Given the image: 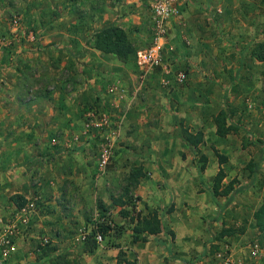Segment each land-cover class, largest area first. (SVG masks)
Here are the masks:
<instances>
[{
  "label": "crops",
  "instance_id": "obj_1",
  "mask_svg": "<svg viewBox=\"0 0 264 264\" xmlns=\"http://www.w3.org/2000/svg\"><path fill=\"white\" fill-rule=\"evenodd\" d=\"M151 2L52 0L51 11L55 19L50 32L41 36L43 40L18 45L14 42V45L9 43L6 47L0 45V195L14 192L30 198L39 190V186H33L31 177L39 174L40 153L45 155V160H55L50 172L56 171L57 175L65 165V159H68L69 170L66 173L70 174L73 184L70 189H66L73 193L80 192L82 188L78 185L82 183L88 188L90 185L86 183L90 177L87 176L93 175L97 167L96 159L90 153L94 133L84 132L85 107L96 102L101 110L115 113L131 109L126 112L125 118L116 120L122 136L119 156L129 155L141 159L137 164L152 174L150 185H140L136 190L142 197L137 207L140 209L141 206L143 214L161 207V216L163 213L168 216L162 218V231L157 234L143 233L146 239L135 241L134 223L130 218H110L111 226L120 228L126 224V228L116 229L118 232L111 228L102 236L101 241L97 240L95 246L91 239L87 241L89 234L84 232L82 238L86 241L80 243L79 247L73 241L79 239L76 233L72 235L68 232L64 235L61 233L63 230L57 227L56 232L51 233L52 237L49 235L53 242L41 254L39 264L50 263L52 245L57 246L59 255L67 252L68 257H77V262L72 264H217L218 253L224 243L230 244L238 264H264V245L261 246L259 256L253 258L246 248H238L244 236H237L238 240L237 237L226 236V232L225 235L218 232L220 225L228 226L230 218H225L223 223L222 218H188V209L181 207L185 206L182 199L187 198L185 187L191 186L195 191L204 188L212 196L208 190H212L211 179L219 170V164L213 167L215 161L204 151L209 162L202 169L196 147L190 146L181 135L171 133V137L161 139L162 142L155 137L157 126H169L171 132H178L183 121V117L179 123L176 120L179 107L187 111L184 126L190 125L197 131H203V144L206 145L210 144L209 135L219 137L214 117L223 107L230 111L229 123L239 120L241 107L234 108L226 101L229 96L234 98V85L240 75L243 74L245 78L252 72L255 77L264 72V61L250 53L251 47L264 41V0H181V16L172 21L168 41L169 48H172L166 55L168 64L172 66L169 77L175 78V73L191 63H197L200 67L206 64L209 70H218L217 75H211L215 81H224L225 77L234 73L230 84L222 82L221 90L219 82L216 83V89L214 83L210 84L211 87L208 84L204 86L211 90V102L190 107L189 110L182 105L172 110L166 104L155 106L136 100L131 108V104H127L131 97L120 103L117 110L112 106V95L107 93L110 90L106 89L118 84V81H127L133 85L135 80L140 81L134 71L137 67L136 57L133 55L129 62H122L116 54L102 52L94 47V34L105 25L116 24L127 31L136 49L147 47L153 38ZM44 13L39 8V16ZM39 26L42 24L39 23ZM222 63L228 64V72H222L226 68L220 69ZM237 63L240 65L231 72L232 64ZM64 70L70 73L65 74ZM157 79L158 73L154 72L149 83L155 86ZM105 95L107 99L104 100L107 102L102 104L100 98ZM156 109L164 112L166 123L159 120L161 115H155ZM246 117V124L236 123L241 130L254 127L258 133H264L263 117L258 120L255 115ZM57 130H63L64 133L60 137L55 136ZM246 132L256 141L257 137L252 136V130ZM261 138L264 139V136ZM53 139V143L64 139L69 148H63V144L53 148ZM124 142L127 147L122 145ZM260 153L261 146L258 159ZM261 166H264V161ZM160 170L174 176L168 186L155 184L159 180ZM57 180L61 181L59 177ZM229 196H223L227 197L224 207L230 205ZM76 203V208L82 207L79 202ZM166 203L173 206L166 210ZM187 205L190 206L189 203ZM0 206H3L1 201ZM208 207L212 209V206ZM18 240L20 250L16 254L20 259L25 254V241L19 236ZM14 260L13 256L9 264H16L11 262Z\"/></svg>",
  "mask_w": 264,
  "mask_h": 264
},
{
  "label": "rangeland",
  "instance_id": "obj_2",
  "mask_svg": "<svg viewBox=\"0 0 264 264\" xmlns=\"http://www.w3.org/2000/svg\"><path fill=\"white\" fill-rule=\"evenodd\" d=\"M39 8L41 11L45 12L44 14H41V16H39ZM51 8L52 0H0V45L6 47L9 43L14 45L15 42V44L18 45L19 43H30L31 41L36 40L39 43V41L43 40V37L41 36L50 32L49 29H51V24L54 22L53 20L55 19V16L52 14ZM16 18L19 20L17 25H15ZM39 23H41L42 26H39ZM39 37L42 39H39ZM253 47H251V54ZM171 49L172 48H169L167 44L164 66L148 70L146 79L142 84H140V81L137 82V80H135V85L127 83V81H118L120 87L124 86L129 91L125 98L121 100V98L115 94L116 92H107L113 97L112 106L114 109H119L120 103H123L125 99H130L132 97V99L127 102V104H131V108L133 107V104L136 103L135 101L138 100L141 101V103L153 104L155 106H158L159 104H166L172 108V110H176L177 106L179 107L182 105L184 109L186 107L189 110L190 107L195 108V106H199L205 102H211L209 96V92L211 90L205 88V85L208 84L210 86V84L214 83L216 89L217 82H219L220 85L222 82L225 85L232 82L234 73H231L229 77H225V82L221 80L215 81L211 75H217L218 70H209L208 67H206V64L200 67L197 63L184 65L186 67L184 68L186 79L183 83H179L177 79H175L176 76L175 78H172L174 79L172 80L169 77L170 73H167V69L165 68V66H170L166 55ZM224 50H226V48ZM17 54H20V52H17ZM239 65L240 63L235 65L232 64L231 72ZM227 66V63H222L219 67L220 69L226 67L222 71L224 73L229 71ZM137 67L134 71L137 72L136 74L140 80L141 71L138 65ZM251 68L253 67L251 66ZM64 72L65 74L70 73L67 70H64ZM154 72L158 73V79L156 81V85L152 86V83L150 84L149 80L151 79V74ZM243 77V74L240 75L239 81L234 85V98L229 96V100L226 101L234 106V108L241 107V112L238 114L239 120L236 121V123L239 124H246L244 120H246L247 117L245 118V115L251 117L255 115L257 120L260 117L264 118V72L260 76L257 75L255 77H253L251 72V74L245 78ZM243 81H245V84ZM113 85L110 86L112 87ZM221 88L222 85L220 86V90ZM108 89L110 90V88H107L106 90ZM107 96L105 95V97L100 98V102L102 101V104H106L107 101L104 99H107ZM93 100L94 98H92V101ZM179 108L180 111L178 110L176 120L179 123V119L183 117V121H181L182 125H178V132H171L169 126L162 128L161 126H157V132L156 135H154L160 142H162L161 139L167 140V138L171 137V133H173V135H181L183 137V132L186 129L193 133L199 132L190 125H187V127L184 126L183 123L184 118L186 119L187 115L185 113H187V111L181 110V107ZM88 110H95L96 120L100 123V125H88L89 119L86 117L84 126L86 129L84 132L86 134L89 132L94 133V143L92 142V149L90 150V153L92 152L96 159L97 168L93 175L87 176L88 178L90 177V179L86 184H89L90 186L85 188V184L82 183L78 185V187L82 188L80 192L73 193L72 190L69 191L68 189H70L73 184L71 181L73 179H71L68 172L66 173V171L69 170L68 159H65L66 163L62 169L59 170L60 174L57 175L58 173H56V171L50 172L51 168H53V164L56 163L55 160L52 162L45 160V158H43L45 155L40 153L39 174H34L31 177L33 186H39V190H36L30 198L15 193L18 196L26 198V203L29 201L36 202V206L27 214H22L20 210L26 205V203L21 207L17 206L11 198V196L14 195V192L4 193L2 196L0 195V201L3 205L0 206V264H9L10 259H12L13 256L15 257V260L11 262H16V264H39L41 254L46 252L44 250L48 249L53 242V239H50L49 235L52 237V234H54L57 227L63 230L61 233H64V235L68 232L72 235L76 233V235H74L78 236L79 239L75 238L73 241L79 245L80 243L83 244L86 241V239L82 238V234L84 232H88L87 234L90 232L92 233L94 225L100 222L101 218H107L108 220H111L110 218H125L120 212L122 209H128L129 207L131 208L130 210H133V215L137 216L138 213L143 214L141 206L140 209L137 207L138 204H141L142 197L136 193V190H138L140 185H150L152 174H149L148 171H145L143 168L144 176L140 177V182L137 186L129 185L130 191L127 192L126 190L127 185L129 184V175L133 168L140 166L137 163H139L141 159L132 158L129 157V155L126 157L119 156L122 136L120 132L121 127L119 126V122L116 124V120L119 121L120 118H125L126 112L131 109L125 110V112L117 111V113H115V111L101 110L99 108V103L93 102L85 107V112ZM228 110L229 109L223 107V111L227 112V126L232 128L231 131L225 136H221L217 133V125L215 123L217 114L214 117V123L216 133L219 137L209 135L208 141L210 144H203L205 141V133L202 131L204 133V140L198 145V147H196V152H198V160L201 165H207L209 162V157L204 151L209 153L215 161V165H213V167H217L219 164V170L220 168H223L226 172V177L222 182V186H232V190L234 191L244 187L249 182L254 180V172L252 171V168L254 167L253 164L257 162L256 160H258L260 150V144L259 142L257 143V141H264V139L261 138L264 136V133H258L257 129H254V127H244L243 130H241V127H239L238 124L233 122L229 123L228 118L230 111ZM154 113L157 116L161 115L159 120L166 123V116H163L164 112L156 109V112ZM105 117L108 119L105 120ZM170 120L173 119L170 118ZM158 122L160 123V121ZM245 130H252L254 132L252 136L255 135L257 137L256 141H253L251 139V135H248ZM62 132L63 130H57L55 136L59 135L60 137ZM84 132L83 134H85ZM229 134H232V136L229 137ZM240 140H242V142H240ZM53 141L54 139L51 140L53 148L58 147L60 144H63L62 146L63 148L65 147V149L66 147L69 148L65 145L64 139L61 142L53 143ZM215 141H217L216 145L214 144ZM103 143H109L112 145V155L107 166L103 171H101L99 168V161L101 158ZM125 144V142L122 143L124 147H127L128 145L125 146ZM200 146H202L203 149ZM40 147L41 145L39 146V149ZM124 150L127 152L126 148H124ZM203 155L207 156V160H204ZM220 155L227 156L228 160L221 162ZM60 161L62 160L60 159ZM154 162H157V160ZM219 170L215 172L213 178L211 179L212 187ZM57 177L61 179L60 182L57 180ZM173 177V175L164 173L160 170V174L158 176L159 180H156L155 184L168 186L170 182H173ZM185 190L187 192V198L195 197V200H188L187 198L182 199V203L185 204V206L182 205L181 207L183 209H188V218H222L221 223L225 221V218H230L228 226L220 225L218 232H222L221 234L223 235L227 233L228 235L226 234V236L231 237L241 235L244 236L240 241L241 244L238 248H246L248 252L251 251V246L255 243H258L260 247L262 246L260 243V232L254 219V212L264 200V166H261L258 169L254 183L244 190L245 192L237 193L230 201V205L226 207H224V204L227 197L218 196L216 198L214 197L215 199L212 200L213 195H209L204 188L200 191H195L190 186L189 188L185 187ZM208 191L210 194L212 193V190ZM74 194L76 195L73 196ZM12 201L14 203H12ZM76 202H79V205L82 207L76 208ZM188 203L190 206L187 205ZM199 205L203 207L200 208ZM208 206H212V209H209ZM170 207V203H166L164 206L166 210ZM154 209L161 211L162 208L155 207ZM57 215H59V217H57ZM103 215L106 217H103ZM74 216L78 219H74ZM24 218H28V221L24 222ZM162 218H168V216L163 213ZM13 223L16 224V231L14 234H11L10 226ZM126 226L127 225L125 224L121 225L120 228L115 226H112V228L118 232L116 229L121 230L123 227L125 229ZM18 236L20 239L25 241V254L22 255L20 259L16 254L17 251L20 250L17 245L19 241ZM46 237L49 238L48 243H44V238ZM5 239H10L11 244L3 242ZM237 239L239 240L238 237ZM26 244H28V249H26ZM76 244L74 243V246ZM11 245H13V249ZM229 245L230 244L224 243L222 245L223 249L219 252L225 250ZM82 247H84V245H82ZM56 248L57 246L52 245L49 253L52 258L48 264H72L77 262V257H68L67 252H61L62 254L59 255L60 252H58ZM230 251H233V249ZM219 261L220 260L218 259V263Z\"/></svg>",
  "mask_w": 264,
  "mask_h": 264
},
{
  "label": "trees",
  "instance_id": "obj_3",
  "mask_svg": "<svg viewBox=\"0 0 264 264\" xmlns=\"http://www.w3.org/2000/svg\"><path fill=\"white\" fill-rule=\"evenodd\" d=\"M94 47L101 50L104 53H113L116 54L120 61L129 62L131 56L136 57L137 49L135 48L133 42L131 41L127 31L120 25L116 24H108L99 29L94 34ZM252 54L258 60L264 61V41L258 42L252 49ZM215 123L217 125V133L221 136L227 135L231 131V127L227 126V112L220 111L215 118ZM183 137L185 141L192 147H198L200 143L204 140V133L199 131L197 133H193L188 129L184 130ZM259 142L261 146L260 158L253 164L252 171L254 172V180L256 179L258 169L261 166V163L264 161L263 152V142ZM204 160H207V156L203 155ZM221 162L227 161L228 158L225 155H220ZM206 167L205 164L201 165V168L204 169ZM144 176L143 167L138 166L132 169L129 175V184L127 185V192L130 191V186H137L140 182V177ZM226 177V172L223 168H220L218 171L215 181L212 187V195L216 198L218 196H229V200L237 194L241 193L247 189V186H250L254 183L252 180L249 185H246L242 188L232 190V186H222V182ZM130 185V186H129ZM234 192V193H233ZM12 200L17 204V206L21 207L26 202L27 199L22 196H18L14 194L11 196ZM21 198V199H20ZM172 207V206H171ZM170 207V208H171ZM169 208V209H170ZM122 209L121 215L125 218H130L132 223H134L133 231H134V240H145L146 236L143 233L148 234H157L162 231V216L160 211L157 209L151 210L147 214L138 213L137 216L133 215V210ZM103 217H106L103 215ZM254 219L256 222V226L260 232V243L264 245V200L262 204L255 210ZM102 221L96 223L94 225L92 233L90 232L87 236V241H94V246L97 244V235L101 234L103 237L106 235L108 230L112 228L107 218H101ZM120 264V262H119Z\"/></svg>",
  "mask_w": 264,
  "mask_h": 264
},
{
  "label": "built area",
  "instance_id": "obj_4",
  "mask_svg": "<svg viewBox=\"0 0 264 264\" xmlns=\"http://www.w3.org/2000/svg\"><path fill=\"white\" fill-rule=\"evenodd\" d=\"M181 0H152L151 2V28L153 31V38L150 45L144 48L137 49L136 52V63L140 68L141 75H140V83L142 84L145 79L148 70L156 68V67H162L164 66L165 62V54H166V48L169 41L170 36V30H171V24L172 21L180 18L181 16V7H180ZM18 18L15 19V25L18 24ZM167 69V73H172V67L171 65L165 66ZM176 79L179 83H183L186 79V74L184 70H179L177 73H175ZM111 92H116L115 94L118 95V97L125 98V96L128 94V89L126 87H120L119 84H114L112 87H110ZM86 117H88V125L97 124L100 125V123L96 120V112L95 110H88L86 112ZM107 120L108 118L105 117ZM112 155V145L109 143H103L102 144V153L101 158L99 161V168L101 171L104 170V168L107 166L109 159ZM36 206V202L29 201L26 203L25 206L21 208L22 214H27L30 210H32ZM24 222L28 221V218H24ZM10 233L14 234L16 224L13 223L11 226ZM84 237V236H83ZM12 239V238H11ZM97 240H102V235H97ZM3 242L7 244H11L10 239H5ZM49 238H44V243H48ZM12 249L14 248L13 245H11ZM230 246H227L225 250L218 253L219 263L218 264H238L234 252L230 251ZM261 251V247L258 243H255L253 246H251V255L253 257H258Z\"/></svg>",
  "mask_w": 264,
  "mask_h": 264
}]
</instances>
